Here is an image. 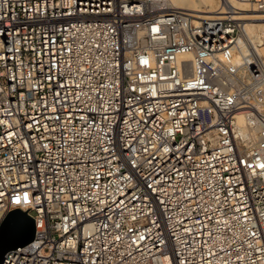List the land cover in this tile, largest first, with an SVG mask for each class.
<instances>
[{
    "label": "built area",
    "instance_id": "obj_1",
    "mask_svg": "<svg viewBox=\"0 0 264 264\" xmlns=\"http://www.w3.org/2000/svg\"><path fill=\"white\" fill-rule=\"evenodd\" d=\"M243 38L145 0H0V223L36 225L1 264H264V57Z\"/></svg>",
    "mask_w": 264,
    "mask_h": 264
},
{
    "label": "bare ground",
    "instance_id": "obj_2",
    "mask_svg": "<svg viewBox=\"0 0 264 264\" xmlns=\"http://www.w3.org/2000/svg\"><path fill=\"white\" fill-rule=\"evenodd\" d=\"M150 4V9L153 13H163L171 8L182 9L187 12H192L199 15V18H206V14H230L232 19L241 21V30L244 33V38L239 41V45L243 52H251L256 57H264V48H256L254 41H249L247 36L248 28L255 26L258 28V35L264 37V12L259 10L252 4L234 1L222 0L226 6H229V12H225L223 7H219L216 0H145ZM216 17V16H215ZM211 18V17H210ZM248 21L254 22L248 23ZM250 29V28H249ZM253 46L255 48H253ZM242 60L234 58L231 60L230 65L240 66ZM236 132L241 137L247 138L250 141L257 140L256 131L247 125V120L243 115L236 117Z\"/></svg>",
    "mask_w": 264,
    "mask_h": 264
},
{
    "label": "water",
    "instance_id": "obj_3",
    "mask_svg": "<svg viewBox=\"0 0 264 264\" xmlns=\"http://www.w3.org/2000/svg\"><path fill=\"white\" fill-rule=\"evenodd\" d=\"M27 211L14 209L0 223V264L8 252L26 247L34 241L35 220Z\"/></svg>",
    "mask_w": 264,
    "mask_h": 264
},
{
    "label": "rangeland",
    "instance_id": "obj_4",
    "mask_svg": "<svg viewBox=\"0 0 264 264\" xmlns=\"http://www.w3.org/2000/svg\"><path fill=\"white\" fill-rule=\"evenodd\" d=\"M216 1H217V3H219V5H218L219 7H223L225 12H229V6H230V4H229V6L228 5L226 6V4H224L222 0H216ZM190 13H192V12H190ZM195 15H197V14H195ZM206 15H209V17H206V18L215 17V16H219V17H225V16H227V17H230L232 19V17L228 13H226V14H206ZM233 20L236 23V25H238V26L241 27V21L240 20H235V19H233ZM248 23H252L253 24L254 22L248 21ZM249 28H248V31H247V36H248L249 41H252L253 40L256 48H259V49L264 48V37L263 36L257 37V35H258V28L255 27V26H251ZM253 48H255V47L253 46Z\"/></svg>",
    "mask_w": 264,
    "mask_h": 264
}]
</instances>
